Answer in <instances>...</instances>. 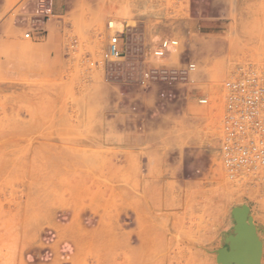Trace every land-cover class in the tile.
Here are the masks:
<instances>
[{
	"label": "rangeland",
	"instance_id": "374dc122",
	"mask_svg": "<svg viewBox=\"0 0 264 264\" xmlns=\"http://www.w3.org/2000/svg\"><path fill=\"white\" fill-rule=\"evenodd\" d=\"M91 1L61 2L54 46L33 27L0 45V264H124L119 237L143 230L162 234L168 255L189 249L183 264H217L242 206L264 264V181L229 178L217 154L226 85L239 67L264 65V0L139 11L99 0L104 16ZM118 20L125 53L104 66ZM152 87L160 97L145 99ZM202 93L210 108L194 103Z\"/></svg>",
	"mask_w": 264,
	"mask_h": 264
},
{
	"label": "built area",
	"instance_id": "2783aa9c",
	"mask_svg": "<svg viewBox=\"0 0 264 264\" xmlns=\"http://www.w3.org/2000/svg\"><path fill=\"white\" fill-rule=\"evenodd\" d=\"M111 22V21H110ZM107 30L109 31V23ZM114 24L102 50L100 63L117 61L124 56V27ZM25 38H30L26 33ZM154 54L157 61L162 60V49ZM196 70L193 63L186 64L179 73L185 77ZM175 77L171 76L170 79ZM220 109L217 154L224 172L232 177L239 171L264 174V65L260 67L242 66L226 85ZM200 106L210 108V97L202 93L193 100Z\"/></svg>",
	"mask_w": 264,
	"mask_h": 264
},
{
	"label": "crops",
	"instance_id": "0c3cea01",
	"mask_svg": "<svg viewBox=\"0 0 264 264\" xmlns=\"http://www.w3.org/2000/svg\"><path fill=\"white\" fill-rule=\"evenodd\" d=\"M65 1L66 0H0V45L7 46L9 50L15 48L17 45L24 42L19 28L33 27L43 29L46 32V43L54 46L58 43V39L50 27L53 20L59 16L56 12L58 6L61 2ZM126 2L130 5L134 4V9L136 11L154 10L157 7V0H126ZM205 2L206 0H191V6H198ZM219 4V1L216 2L215 7H218ZM123 5L124 4L121 2L118 4L121 8ZM90 7L93 11H101L103 16L108 10V6L102 4L99 0H92L90 2ZM129 38L131 39V37ZM20 67L24 68L23 64H21ZM149 97L159 98L160 94L156 88L152 87L148 94L144 96L145 99H150Z\"/></svg>",
	"mask_w": 264,
	"mask_h": 264
},
{
	"label": "bare ground",
	"instance_id": "6f19581e",
	"mask_svg": "<svg viewBox=\"0 0 264 264\" xmlns=\"http://www.w3.org/2000/svg\"><path fill=\"white\" fill-rule=\"evenodd\" d=\"M116 23L119 26L123 25V23L121 21H119V20L116 21ZM108 28H110V30L108 32L112 33L113 30H114V24L112 22H110ZM220 118L221 117H220V114H219L218 115V127H219V123H220ZM221 167H222V165H221ZM222 170L224 172L223 167H222ZM224 173L228 176V174L226 172H224ZM228 177L229 178H233V179H244V178L246 179L247 178L248 180H252V181H264V174H258V173H256V171H253V172L239 171L237 174L233 175L232 177H230V176H228ZM243 208H246L247 212H248V208L244 207V206H242L240 208H236V209L242 210ZM136 214H137L138 218H139V216L141 217L140 213H139V215H138V213H136ZM143 216H145L144 213H142V217ZM247 217L248 218H246L245 224L248 227L249 226L248 225V220H250V222H251V224H252V226L254 228V231L256 233V228H255V226L252 223L253 220H251L249 218L248 214H247ZM233 220H234V218H233ZM152 224H147V225L151 226ZM145 225H144V227H145ZM234 226H235V220H234ZM234 226H233V229H232V233L230 235H228L227 238L225 239L226 246L220 248L219 250H226L227 252L232 251L234 254H237V252H239V257L242 260L241 261L242 264H250L252 261H255L256 257L258 256V264H261V259H262V256H263V246H262L261 243H260L261 244L260 249H258L256 247L255 241L248 242V240H246L244 238V239L238 240L237 241L238 243H235L234 246H232V247L229 245V241L228 240L230 239V236H236L235 233H234ZM154 227H155V225H154ZM140 228H141V226H140ZM143 229H146V228H143ZM143 229H140V230H143ZM147 229H149V228H147ZM143 231H145V230H143ZM143 231L137 232L136 234L133 233V232H126V233L122 234L119 237V240H120L119 254L122 255V257L124 258V260H125L124 264H133V262H136L134 264H165L166 262H168V261H170L172 259L176 260V264L177 263L181 264L180 262H182V264H183V263H187L188 260L192 259L190 257V255H189L191 253L190 250L187 249L185 251L184 248H182L183 249L182 251L180 250L181 248L175 250V252L176 251L177 252L174 255H173V253H172V255L171 254L168 255V251L166 250L167 248L164 249L166 244L164 245V244H162V242H161V244H158L160 241L157 242V240L160 238V236L162 234L159 235V238H158V236L152 230L151 231L150 230L149 231L146 230V232H143ZM188 234H186V235H188ZM186 237H189V236H186ZM234 238L236 239V237H234ZM183 239H185V240L187 239V241H188L189 238H184L183 237ZM169 241L171 243V240L168 239V241H167L168 244H170ZM135 243H138L139 246H136ZM175 246H176V244H175ZM241 246H243L245 248H243ZM159 248H161V250H164V251L166 250L167 252L163 253L164 251L160 252V250H159V252H157V250ZM235 249H238V251L236 252ZM177 256H179V257L177 258ZM183 256L185 258V262L181 261V258ZM217 258H218V252H217V257H216V262L218 264Z\"/></svg>",
	"mask_w": 264,
	"mask_h": 264
},
{
	"label": "water",
	"instance_id": "95a60500",
	"mask_svg": "<svg viewBox=\"0 0 264 264\" xmlns=\"http://www.w3.org/2000/svg\"><path fill=\"white\" fill-rule=\"evenodd\" d=\"M231 214L235 220L234 233L236 236H230V239L228 240L229 245L232 247L235 243H238V240L245 238L248 240V242L255 241L256 247L260 249V241L257 238L250 220H248V227L245 224L246 218H248L247 209L243 208L242 210H238L234 208L232 209ZM234 237H236V239ZM235 251L237 252L238 249H235ZM237 254H234L232 251L227 252L226 250H219L217 258L218 264H242V260L239 257V252H237ZM250 264H258V256L256 257L255 261H252Z\"/></svg>",
	"mask_w": 264,
	"mask_h": 264
}]
</instances>
